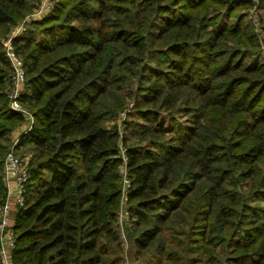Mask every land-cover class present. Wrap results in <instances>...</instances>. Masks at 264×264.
Listing matches in <instances>:
<instances>
[{"label": "trees", "instance_id": "16d2710c", "mask_svg": "<svg viewBox=\"0 0 264 264\" xmlns=\"http://www.w3.org/2000/svg\"><path fill=\"white\" fill-rule=\"evenodd\" d=\"M39 1L0 0V37ZM239 1L58 0L13 41L34 116L17 145L33 156L15 262L124 264L126 164L136 264H264V63L244 17L230 23ZM9 69L0 43V207L25 121L8 107ZM129 100L121 137L105 123Z\"/></svg>", "mask_w": 264, "mask_h": 264}, {"label": "rangeland", "instance_id": "374dc122", "mask_svg": "<svg viewBox=\"0 0 264 264\" xmlns=\"http://www.w3.org/2000/svg\"><path fill=\"white\" fill-rule=\"evenodd\" d=\"M57 1L58 0H40L38 3L33 4L31 7V12L22 21L18 22L16 25H14L12 27V29H11V30H13L12 34L14 35V34L19 33L18 34L19 36H17V38H19L22 35H25L26 33H28L29 31L34 30V27L32 24L34 22L41 21L47 15H49L55 9ZM220 1H226V0H220ZM219 3L222 4L223 2H219ZM50 4H52V5H50ZM221 4H218V5L215 4L214 6H213V4H210L211 9H213L214 7L216 9V12L213 14L218 15V11H221V12L223 11ZM213 14H211V12H210L209 15L212 16ZM240 15L244 17L243 24L245 25V28L248 29L251 34H254L255 36H257L259 47H258V49H255L253 51L256 54L255 56H257V58L262 63H264V28H263L264 23L262 22L263 21V19H262L263 11L259 8V0H240L238 8H236V11L231 14L230 23L231 24L234 23L236 21V19L238 18V16H240ZM7 35H3L2 37H0V43L2 45V51L4 52V55L10 64V69L8 70V75H7L8 76L7 77L8 78L7 83L10 85L9 91H11V87L13 85L12 77L14 76V70H13V67H12L10 60L6 56L5 47L2 44V40L5 39ZM17 38H15V39H17ZM13 48H14V52L17 55V57L20 58L23 62V58L20 54H18L14 44H13ZM164 59L165 58L162 55L155 54V58H153L150 65L155 66V65L160 64L163 66L162 63H163ZM23 68H24L23 70L25 72V76H24L23 82L21 83V86L19 89L20 90L19 95H21V96L27 91L26 69L24 66V62H23ZM20 102H21L22 109L25 112V113H23L24 114L23 117H24L25 121L22 125H20V127L16 128L13 131L11 137L9 138L10 144L8 146L7 151L11 147H13L16 139H20L22 137V135L20 136V135H16V134L19 133L20 130L22 131L29 126L31 118L28 114L32 115V118L34 121V116L31 112V110L29 109V105L27 103H25L23 100H20ZM9 104H10V101L8 99V107H9ZM134 108H135V101L129 100L127 102V104H125L123 110L121 112H119V114H117L115 117L111 118L110 120H108L105 123L106 127L109 129L116 128L119 135L122 137L125 134V132H124L125 125L129 124L130 119H132L131 115L134 113ZM133 119H138V118H136V116H134ZM177 119L180 121H183V123H186L187 121L191 120L190 118L189 119L186 118V120H185V118H183V116H181V115H178ZM21 131H20V134H21ZM17 145H18V142H17ZM119 146L121 148V154L123 155L125 146L122 144L121 141H119ZM17 148L19 149V151L24 156H27L28 162H30V160L33 156V150L29 147L21 148V147L17 146ZM120 174L122 177V180H121V186H122L123 184H125L123 182V179L129 178L128 169L124 165L121 166ZM262 204L264 205V203H262ZM126 206L128 208H130L129 202H126ZM120 209H121V206H120V202H119V209L117 212L118 215L120 213ZM131 222H132L131 215H130L129 219L119 218L117 216L116 222H115L117 233H118L119 238H120L119 241H120L121 246H122L123 251H124V258H125L124 264H136V262H135L136 248H135V245L133 243L134 233L132 232Z\"/></svg>", "mask_w": 264, "mask_h": 264}, {"label": "built area", "instance_id": "2783aa9c", "mask_svg": "<svg viewBox=\"0 0 264 264\" xmlns=\"http://www.w3.org/2000/svg\"><path fill=\"white\" fill-rule=\"evenodd\" d=\"M52 5V4H50ZM13 30L9 32L5 39L2 40V44L5 47L6 56L10 60L14 76L12 77L13 85L11 91L8 93L10 101L9 109L15 114H22L24 110L21 106V95H19V89L23 82L25 72L23 68V62L14 52L13 41L17 34H12ZM12 34V35H11ZM31 118L29 126L21 131L20 136L26 135L32 128L34 121L32 115L28 114ZM16 139L13 147H11L4 158L2 179L6 188L5 201L2 207H0V264H23L15 262L13 259V252L16 247V237L13 231L14 222L11 217V209L13 206L22 207L25 203V197L28 193V187L32 183V173L29 167L27 156H24L17 148ZM124 157V153H123ZM126 162V158L124 157ZM126 167V164L124 165ZM126 177V176H125ZM125 184L122 185L121 198H120V213L117 215L119 218L129 219L130 211L126 206L128 202V194L131 188L129 178L123 179ZM15 191V200H10L11 194ZM15 221V220H14Z\"/></svg>", "mask_w": 264, "mask_h": 264}, {"label": "crops", "instance_id": "0c3cea01", "mask_svg": "<svg viewBox=\"0 0 264 264\" xmlns=\"http://www.w3.org/2000/svg\"><path fill=\"white\" fill-rule=\"evenodd\" d=\"M21 131V130H20ZM20 131H19V133H17L16 135H20ZM10 200L12 201V202H14V200H15V191L11 194V196H10ZM17 207L16 206H13L12 207V209H11V217H12V219H13V222L15 223V217H16V214H17Z\"/></svg>", "mask_w": 264, "mask_h": 264}]
</instances>
